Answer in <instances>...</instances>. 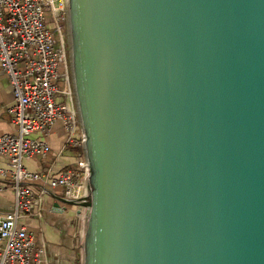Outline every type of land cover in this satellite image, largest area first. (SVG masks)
Segmentation results:
<instances>
[{
	"label": "water",
	"instance_id": "95a60500",
	"mask_svg": "<svg viewBox=\"0 0 264 264\" xmlns=\"http://www.w3.org/2000/svg\"><path fill=\"white\" fill-rule=\"evenodd\" d=\"M66 31L75 264H264V0H66Z\"/></svg>",
	"mask_w": 264,
	"mask_h": 264
},
{
	"label": "built area",
	"instance_id": "2783aa9c",
	"mask_svg": "<svg viewBox=\"0 0 264 264\" xmlns=\"http://www.w3.org/2000/svg\"><path fill=\"white\" fill-rule=\"evenodd\" d=\"M48 13L53 23L66 15V0H0V67L14 89L16 103L8 113L17 127L15 134L0 137V156L9 160L1 175L10 177L16 198L14 210L0 216V264H47L34 235L26 225L20 227L38 205L33 184L62 189L66 199L87 197L84 134L74 105L69 53L61 28L55 33ZM58 123L66 133L64 147L79 153L77 165L57 175L30 171L25 160L51 152L50 143L35 135H51Z\"/></svg>",
	"mask_w": 264,
	"mask_h": 264
},
{
	"label": "crops",
	"instance_id": "0c3cea01",
	"mask_svg": "<svg viewBox=\"0 0 264 264\" xmlns=\"http://www.w3.org/2000/svg\"><path fill=\"white\" fill-rule=\"evenodd\" d=\"M15 103L14 89L0 67V137L17 132L12 116L8 113V108ZM35 137L47 140L51 152L47 157L37 156L25 160L24 165L30 171L57 175L77 165L78 151L64 147L66 133L62 123L53 128L51 135L37 134ZM8 164V158L0 156V216L15 208L16 198L11 179L1 175ZM33 189L38 205L31 217L21 219L20 227L26 225L28 231L34 235L37 247L45 253L47 264H75L82 211L65 203L62 189H53L42 183L33 184ZM57 208L66 212H57Z\"/></svg>",
	"mask_w": 264,
	"mask_h": 264
},
{
	"label": "rangeland",
	"instance_id": "374dc122",
	"mask_svg": "<svg viewBox=\"0 0 264 264\" xmlns=\"http://www.w3.org/2000/svg\"><path fill=\"white\" fill-rule=\"evenodd\" d=\"M47 17L49 18L50 20V24L52 25L53 27V30L55 31L56 33V27H60L61 30H62V35H63V38H64V42L66 44V47L68 49V53H69V59H70V52H69V45H68V38H67V31H66V15H62L61 18H57L56 20H54V23L52 22L51 20V14H47ZM56 35V34H55ZM63 71V68L61 67L60 68V72ZM69 74H70V83H71V88H72V92L74 94V105L76 107V98H75V93H74V86H73V80H72V68H71V59H70V70H69ZM62 84V82H60ZM81 210V209H80ZM81 222L82 220L79 222V228L81 226Z\"/></svg>",
	"mask_w": 264,
	"mask_h": 264
}]
</instances>
